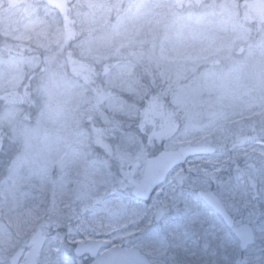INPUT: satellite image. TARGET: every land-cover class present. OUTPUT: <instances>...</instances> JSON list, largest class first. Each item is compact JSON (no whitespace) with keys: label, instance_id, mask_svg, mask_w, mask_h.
Returning <instances> with one entry per match:
<instances>
[{"label":"rangeland","instance_id":"374dc122","mask_svg":"<svg viewBox=\"0 0 264 264\" xmlns=\"http://www.w3.org/2000/svg\"><path fill=\"white\" fill-rule=\"evenodd\" d=\"M252 3L0 0V135L13 146L0 160V264L27 252L37 229L38 264H89L72 252L87 241L136 248L152 264H264V19ZM169 7L175 17L162 14ZM225 38L230 51H202ZM140 66L167 86L171 73H196L172 97L190 102L184 120L145 92ZM29 74L32 91L21 88ZM160 144L217 152L137 202L131 189ZM229 164L234 173L212 177ZM215 189L235 223L255 231L244 252L196 197Z\"/></svg>","mask_w":264,"mask_h":264},{"label":"water","instance_id":"95a60500","mask_svg":"<svg viewBox=\"0 0 264 264\" xmlns=\"http://www.w3.org/2000/svg\"><path fill=\"white\" fill-rule=\"evenodd\" d=\"M215 147L208 145H182L175 149L162 150L146 159L141 178L132 188L131 195L139 202H148L154 191L164 183L168 174L176 167L185 164L195 157L211 156ZM198 198L214 213H216L229 227H233V220L225 210L218 197L210 191H198ZM239 240L241 251L254 243L253 229L248 224L238 225L233 229ZM45 237L37 229L27 242L28 252L16 251L10 258L9 264H37V259L44 246ZM101 251H104L100 253ZM73 254L76 257L88 256L90 264H152L138 249L109 247L101 241H88L75 245ZM23 258V262L21 259Z\"/></svg>","mask_w":264,"mask_h":264},{"label":"trees","instance_id":"16d2710c","mask_svg":"<svg viewBox=\"0 0 264 264\" xmlns=\"http://www.w3.org/2000/svg\"><path fill=\"white\" fill-rule=\"evenodd\" d=\"M239 1L242 2V0H239ZM140 67H141V79H139V82L143 86V89H145V92L152 93V94L156 95L160 99V101H162L168 107V109L171 108V112H172L173 116L177 118L178 122H181V120H184L185 119V113L187 112V108L190 106V102L185 100L184 103H181L177 99V102L174 103L172 100V97L178 98V93H180L181 91L186 92L184 89H186V87H188V84L193 83V80L197 77V76L196 77L194 76V75H196V73H194V74H183L182 79H181V75L178 76V75H174L171 73V85L167 86V84L170 82V80L168 78H165L163 76L160 77V75H157L156 73L154 74L153 72H150L151 71L150 68L145 69V67H143V66H140ZM149 72H150L151 76H148ZM32 76H33L32 74H29L28 76H26V78H24V85L21 86V88L23 90L25 87H27L26 84H29L30 85V91H32V88L35 86L34 85L35 80H33ZM97 81H98V78L94 79V82L98 85ZM102 92H103V90H102ZM102 94H101V92H99L98 95L96 96V99H94V101L92 100V102L95 104L97 102V99L99 100ZM116 121H118V120L114 119V121H109V123L112 124L114 122L113 123L114 129L122 131V132H127L126 129L128 128V125H126V124L124 125V124H121L120 122H116ZM133 124L129 125L130 126L129 129H130L131 133L135 132V131H132L133 128H135V125H133ZM119 134H120V132H119ZM2 138H3V135H0V160H5V158H6V160H8L10 158V156H9L10 151L11 152L13 151V146L11 143H9V141L2 139ZM163 149H166V147H164V145L160 144V146H157V149H156V151H154L155 153H153V155H155L156 153H158L159 151H161ZM226 172L234 173L233 166L231 164L227 165V167H225V169L220 170L219 172L213 174L212 177L216 178L217 176L218 177L224 176L225 174H227ZM216 191L217 190L215 189L214 192H216ZM123 247H125V245H123Z\"/></svg>","mask_w":264,"mask_h":264},{"label":"snow or ice","instance_id":"6c2138e0","mask_svg":"<svg viewBox=\"0 0 264 264\" xmlns=\"http://www.w3.org/2000/svg\"><path fill=\"white\" fill-rule=\"evenodd\" d=\"M202 3V0H176V4L179 7H184L185 4H187L189 7L200 5ZM154 7L164 9V6L161 4H155ZM250 11L259 16L261 19H264V7H260L257 0H253L252 5H250ZM162 14L165 16H173L175 17L177 15V12L174 11L172 8H167L166 11H162ZM191 30V29H190ZM167 38V36H165ZM213 44L215 47L213 48L212 45H209L208 48L202 49V51L209 52L210 55H215L217 53L230 51L232 47L235 44L234 40H228V39H222L218 44L215 40H213ZM177 54L180 55V50H177ZM199 57H193L190 53L186 55V59H198ZM207 58V57H204ZM162 59H166V57H162Z\"/></svg>","mask_w":264,"mask_h":264},{"label":"flooded vegetation","instance_id":"af4514ba","mask_svg":"<svg viewBox=\"0 0 264 264\" xmlns=\"http://www.w3.org/2000/svg\"><path fill=\"white\" fill-rule=\"evenodd\" d=\"M222 222V221H221ZM222 224L224 225V223L222 222ZM239 224H241V223H236L235 225L237 226V225H239ZM224 227L232 234V236L235 238V236L233 235V228H228L227 226H225L224 225ZM253 231H254V229H253ZM254 234H255V231H254ZM256 237V236H255ZM235 240L237 241V239L235 238ZM237 243H238V241H237Z\"/></svg>","mask_w":264,"mask_h":264}]
</instances>
